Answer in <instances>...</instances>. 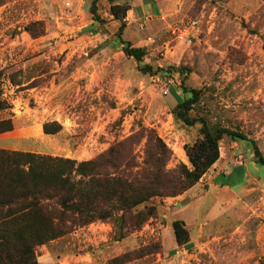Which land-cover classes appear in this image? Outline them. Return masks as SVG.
Here are the masks:
<instances>
[{
	"label": "rangeland",
	"instance_id": "rangeland-1",
	"mask_svg": "<svg viewBox=\"0 0 264 264\" xmlns=\"http://www.w3.org/2000/svg\"><path fill=\"white\" fill-rule=\"evenodd\" d=\"M69 1L0 0V101L5 105L0 120L13 122L12 131L0 134V148L82 161L140 132L130 146L137 170L144 167L148 148L143 128L166 145L167 169L179 163L191 167L184 145L200 136V124L187 126L171 112L183 95L177 69L186 66L193 70L186 84L200 88L189 115L245 132L264 155V0H205L194 16L197 0H163L165 14L173 8L172 18L141 20L125 32L134 45L147 48L138 64L109 44L118 24L111 22L107 0L98 5L106 22L92 30H86L92 23L91 2L72 14ZM34 21L43 26L38 37L27 31ZM145 63L160 71L142 73L138 65ZM48 121L59 122L62 130L43 133ZM227 141L219 143L220 157ZM234 142L233 156L244 163L252 160L249 145ZM219 167L208 171L190 210L176 217L190 225L191 244H176L171 204L164 202L168 197L157 196L149 204L164 213L157 211L141 228L125 232V238L133 234L128 242L117 243L111 220H98L35 247L38 264H69L65 259L119 264L111 259L125 252L121 264H264V195L253 206L247 197L249 205L239 211L235 197L229 201L223 189H212L211 176ZM234 167L233 180L242 179L246 172ZM249 172L261 176L264 165ZM233 180L226 185L235 187ZM76 257L92 262L76 263Z\"/></svg>",
	"mask_w": 264,
	"mask_h": 264
},
{
	"label": "trees",
	"instance_id": "trees-1",
	"mask_svg": "<svg viewBox=\"0 0 264 264\" xmlns=\"http://www.w3.org/2000/svg\"><path fill=\"white\" fill-rule=\"evenodd\" d=\"M109 14L117 22L110 46L122 51L128 58L141 63L148 51L125 37L128 2L107 0ZM205 2H196L192 12L199 11ZM2 3L0 2V5ZM99 0L89 7L92 23L86 30L103 25L106 19L99 12ZM194 14V15H195ZM192 14V16H194ZM33 37L43 34L40 21L27 27ZM144 74H156L150 64L138 65ZM181 75L179 89L183 95L176 99L171 112L175 119L187 126L200 124V136L184 145L191 165L179 163L167 169L170 152L153 130L141 129L148 135L144 167L136 165L130 146L137 142L140 132L133 133L111 145L93 159H76L51 154L0 148V264H38L35 247L47 244L79 227L92 222L111 220L124 239L132 230L139 229L158 209L149 200L154 197H174L193 187L218 161L219 143L227 138L245 142L251 148V158L264 165V155L254 138L237 128L210 123L205 117H192L189 111L200 99V88L186 84L193 72L191 67L177 69ZM0 107L5 105L0 101ZM13 130L10 118L0 120V134ZM62 130L57 121L43 123L42 132L56 134ZM178 246L190 244V231L183 220L172 222ZM112 263H124L120 256ZM57 264V263H56Z\"/></svg>",
	"mask_w": 264,
	"mask_h": 264
},
{
	"label": "crops",
	"instance_id": "crops-1",
	"mask_svg": "<svg viewBox=\"0 0 264 264\" xmlns=\"http://www.w3.org/2000/svg\"><path fill=\"white\" fill-rule=\"evenodd\" d=\"M86 1H88L89 3L92 0H71L68 2V4H72L74 5V7L72 8L73 13L79 12V10L81 11L83 4L86 3ZM105 1V0H102ZM119 2H128L129 4H133L132 7L130 8V10H128L125 21H126V28H125V32L127 31V29L133 25V23L135 22H139L141 20H145V22L147 20H152L154 23L156 22L157 19H165L166 16H172L174 15V13H172V9L170 8L169 10L171 11V13L169 14H165V11L167 10L165 8V4L163 2V0H135V1H128V0H118ZM82 2V4H81ZM99 2H101V0H99ZM77 4H80L77 5ZM165 9V10H164ZM164 10V11H163ZM114 24H117L116 21H111ZM140 26H142V23L139 24ZM125 34V33H124ZM137 46H141V45H137ZM224 140V139H222ZM221 140V141H222ZM237 142H234L232 140H229L225 143L224 145V154H222L221 152V157H219L218 161L213 165L212 169H216L220 166L222 167L221 170H219L218 172L215 173V175L213 174L211 176V182H215L216 184H214L212 186V189H214V191H220L221 189H223L222 191L225 193L226 197L228 198L229 201L233 200L234 197L236 198L237 201L234 203V205H236L237 203H239L241 206V208L239 209V211H242V208H246V206H248L249 202L247 200V197H251L252 200L250 201V205L253 206V202H257L256 204L259 203V201L261 202V200L263 199V195H264V173L261 176H257V174H253L251 175L250 168H252L253 166H257L256 163H254L253 160H246L244 159L245 163L243 161H238L233 155L236 154V152L233 150L234 145ZM239 144L242 143L240 142ZM240 146V147H241ZM248 146V145H247ZM239 155V154H238ZM234 157V158H233ZM240 157L242 158V155H240ZM223 158V159H221ZM248 158L250 159L251 157ZM247 158V159H248ZM234 159L236 160V163L231 162V160ZM252 159V158H251ZM220 161V162H219ZM219 163V164H218ZM239 164V165H238ZM238 165V166H237ZM233 166L235 170H237V168H243L244 171L246 172L245 176H243V178L240 180L238 179H234L232 177V174H230L233 170ZM219 167V168H221ZM228 167V168H227ZM225 168L227 169L226 171ZM215 171V170H214ZM213 171V172H214ZM224 171V172H223ZM208 172L190 189H188L187 191L183 192L180 195L174 196V197H168L166 200H164V202L166 203V205L171 204L169 206H167L168 210H171V216H173L172 218V222L174 220H176L177 216H179L180 214H186V212L188 210H190V206L192 204V199H195L197 197H199V193L197 192L199 186L202 183L203 179L207 176ZM233 180V182H230V184H236L235 187H230L228 185H226L227 180ZM202 193V192H201ZM256 199H258V201H256ZM260 205V204H258ZM160 211V212H159ZM158 211L159 214L164 213L163 209H160ZM183 220V219H180ZM184 221V220H183ZM187 225V227L189 228L190 231V244L193 241V236H192V231L190 228V225L187 224L186 221H184ZM200 229L199 230V234L198 236H200L202 233V223H200ZM133 234H131L130 236H132ZM122 239L120 241H118V244H124L125 242H128L127 240H131V237ZM46 253V252H45ZM49 258H51L50 254L48 255ZM68 256H65V258ZM52 259V258H51ZM71 263L70 261H68V259L64 260V263ZM76 263H90L91 258L89 257H81V258H77L76 257V261H74Z\"/></svg>",
	"mask_w": 264,
	"mask_h": 264
}]
</instances>
